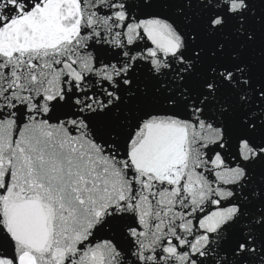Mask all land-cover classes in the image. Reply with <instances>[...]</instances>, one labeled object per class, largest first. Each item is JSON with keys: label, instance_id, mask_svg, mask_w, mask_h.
Segmentation results:
<instances>
[{"label": "snow or ice", "instance_id": "6c2138e0", "mask_svg": "<svg viewBox=\"0 0 264 264\" xmlns=\"http://www.w3.org/2000/svg\"><path fill=\"white\" fill-rule=\"evenodd\" d=\"M0 264H264V0H0Z\"/></svg>", "mask_w": 264, "mask_h": 264}]
</instances>
